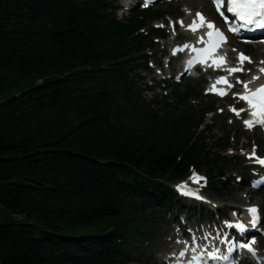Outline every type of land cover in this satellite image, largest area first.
Wrapping results in <instances>:
<instances>
[{"label":"trees","instance_id":"16d2710c","mask_svg":"<svg viewBox=\"0 0 264 264\" xmlns=\"http://www.w3.org/2000/svg\"><path fill=\"white\" fill-rule=\"evenodd\" d=\"M116 1L0 0V264H147L165 217L213 215L172 184L194 169L219 189L214 107L191 83L165 107L139 85L166 32L136 31L180 12L118 20Z\"/></svg>","mask_w":264,"mask_h":264},{"label":"rangeland","instance_id":"374dc122","mask_svg":"<svg viewBox=\"0 0 264 264\" xmlns=\"http://www.w3.org/2000/svg\"><path fill=\"white\" fill-rule=\"evenodd\" d=\"M187 1H189V3ZM198 1V10V7L193 6V0L178 1L170 7L165 6L166 4L161 2L154 5L156 8L163 7L173 12L178 11L181 14L179 16L162 15L160 19L152 21L148 27L136 31L135 34H139L142 37L146 36L148 28H158L166 31L168 35L166 39L156 40L155 47L147 46L145 53L149 56L146 61L149 70L138 71L141 77L139 85H142V96L146 101H150L157 97L160 106L163 107H165V102L169 104L174 103V98L171 93L176 83H179L178 85L191 83V87L199 90L203 96L201 102H207V106L214 107V110L207 111L204 117L205 121L203 126L208 123V126L211 127V132L214 134V138L210 141H206V143L230 144L229 148L225 150L219 148L217 152L218 155L226 159L227 163L225 162V164L227 169L225 170L223 167V160L217 163V166L221 169V171L216 172V178L220 181V186H218L219 189L217 190L208 188L210 180L203 170H196L188 174L183 183L177 185L175 182L172 184V188L175 189V191L179 185H185L196 189L203 197V201H196V203L206 208L209 211L208 214L213 213V215H206L198 218L191 216V218H187L184 215L176 214L174 218L165 217L168 223L161 226L160 236L154 242L153 246H146L144 244V247L146 246V249L143 251L145 255L144 262L147 261V264H174L175 261L173 256L174 253L179 252V247L182 244V236H187L188 233L197 234V232L202 230L214 231L215 229H219V231H221L220 226L226 221L224 218H227V220L234 218L237 209H240L243 215H245L246 207L254 204L261 207L260 210L263 217L260 230L262 234L257 237L259 257L256 261H245L240 264H264V187L260 190L254 188V180L261 181L264 177V166L259 164V160H264V148H262V146L264 147V139L261 131L247 130L242 126V122L230 111L233 107L235 109H241V107L237 105L236 97H234L235 94H230L227 98L223 99L215 98L211 90L212 88L208 86L207 76H204L206 74H202L203 72L198 73L199 76H204L199 80L184 79L181 83L175 81L174 78L173 80L175 83L169 80V78H172L170 73H175L178 67H180L179 59L184 56V50L195 40L188 26L194 20L197 11L202 12L201 14L209 21L215 18L211 10L210 1ZM114 6L116 8L118 20H121L131 15L129 12L132 8L141 7V0H117ZM188 11L191 12L190 17L187 16ZM186 18H189L187 25L183 27L177 25L180 21H183L184 24ZM158 25H163V27H157ZM231 40L234 41L235 39L231 38ZM185 45H187V47H185ZM175 48H178L179 51L177 53H172V50ZM174 54H177V57H175ZM235 56L236 54L234 53L232 59L233 63ZM257 63L258 60L254 59L252 63L243 64L242 73L234 75L235 82L237 83L238 80L244 82L250 80L257 70ZM172 67H174L173 71ZM240 67L241 64L238 68ZM261 80L263 79H259V81ZM144 85H146V87ZM240 85H235L237 88L234 90L235 93L242 89ZM197 103V100L192 102V104L196 106ZM172 109V106L167 108V110L170 111ZM202 129L205 128L202 127ZM226 138H228L227 142ZM254 148L255 153L253 154ZM215 149L217 150V148ZM240 165H244L248 173L238 169ZM251 172H254V174ZM198 176L206 177L208 182L206 188H200V186L195 185ZM247 176L250 178L249 183L253 179V185L246 186ZM244 178L245 180H243ZM221 185L223 186L222 189ZM240 195H244L246 199L239 200L238 198ZM188 205H194V203H188Z\"/></svg>","mask_w":264,"mask_h":264},{"label":"snow or ice","instance_id":"6c2138e0","mask_svg":"<svg viewBox=\"0 0 264 264\" xmlns=\"http://www.w3.org/2000/svg\"><path fill=\"white\" fill-rule=\"evenodd\" d=\"M153 2V0H145L143 6L148 7ZM213 4L216 8V11L223 17L224 16V9L226 7L227 13L232 14V16L235 17L237 21L240 22V28L247 29L248 31H252L255 29H264V0H213ZM171 23V22H170ZM181 26L183 27V21L179 22ZM206 26L208 29H215L214 24L211 22H207L205 20V17L197 12L195 14V18L191 25H189V29L193 32H196L198 28ZM157 27H163V25H158ZM230 32H233L236 34L239 29L236 27H230ZM207 36L209 37L210 41V47L203 50L205 54L209 53L212 49H215L219 47L220 44L226 43V38L224 35L216 29L215 31H209L207 33ZM264 43V41H261ZM187 47V45H185ZM233 51H236L233 49ZM199 59V54L197 59L190 60L188 63L189 65L197 62ZM238 61L241 64L240 68H231L229 69V73H235L237 71H243L242 65L245 61L248 63H252L250 57L244 55L243 53L238 54ZM202 62V61H201ZM264 64V61L261 62ZM218 66V65H217ZM261 74H264V68L260 69ZM259 77L253 76L251 81L244 82L238 80L237 83L241 84L243 86L244 92L243 94L236 93L235 95L242 101H244L248 109L250 110V115L253 117L251 121H245L244 125L247 130H252L254 126H260L264 128V85H260L256 89H251L249 87V84L252 82H255ZM217 83H227L226 80L223 78ZM229 88L233 87V85L229 84ZM212 91H215V85L212 86ZM219 95H224L226 93L220 92L217 93ZM230 111H233L237 116L240 115V112L244 111V109H240L237 111L236 109H230ZM255 153V148L253 149V154ZM259 164L261 166H264V160H259ZM260 183H264V181H258L254 183V186H257ZM186 186L180 185L178 186V190L182 191V194L185 195H193L195 198L200 199L198 195L195 193H190L185 191ZM248 212L250 216L252 217V227L256 228L258 223V217H257V209L256 208H250L248 209ZM235 228H237L239 231L243 232L244 227L241 224L234 225ZM255 240L252 239L250 243H243L236 245V247L246 249L250 254L253 256L256 255V253L253 251L251 244H254ZM233 251L232 248H229V252L231 253ZM184 253L181 252L180 256H183ZM209 256L212 258H215L213 254L209 253ZM193 261L198 262V257H193ZM223 259L225 261L229 260V256H224Z\"/></svg>","mask_w":264,"mask_h":264},{"label":"bare ground","instance_id":"6f19581e","mask_svg":"<svg viewBox=\"0 0 264 264\" xmlns=\"http://www.w3.org/2000/svg\"><path fill=\"white\" fill-rule=\"evenodd\" d=\"M187 2L189 3V1H187ZM198 4H199L198 0H193V6L198 7ZM198 9H199V7L197 8V10ZM198 12L201 13L200 11H198ZM187 16L188 17L191 16V12L190 11L187 12ZM205 20L208 22V20L206 18H205ZM187 22H189V18L185 19L184 25H187L188 24ZM190 24H192V23H190ZM202 28L206 29L207 27L206 26H202ZM195 35L201 36V33H197ZM233 49H235L236 51H233ZM225 52L228 55L231 54L232 52H235V54H236L235 59H234V63L231 64V67H230V64L228 63V61H225V57H224V53ZM225 52H222L220 55H218L213 60V64L215 66L218 65V67H221L222 65H229V67H228V69L226 71H229V69H231V68H238L240 66V62L238 61V54L243 53L244 55L250 57L252 61L254 59L258 60V63H257L258 67H257L256 72L253 74V76H257L259 78L255 82L250 83L249 87L250 88L255 87L256 84H258V80L259 79H263L264 80V74H261V72H260V69L264 68V64L261 63L262 61H264V43L261 42V43H248V44H246V43H241L239 41H233V42L229 41L227 43V49L225 50ZM243 64H249V63L247 61H245ZM176 78H178V77L176 76ZM219 80H221V79H219ZM251 80H252V78L250 80H246L245 82H248V81H251ZM218 84H225V83H218ZM241 87L243 88L242 85H241ZM238 199L239 200H245L246 197L244 195H240V197ZM192 257H194V256H192ZM192 257L190 259H192Z\"/></svg>","mask_w":264,"mask_h":264}]
</instances>
